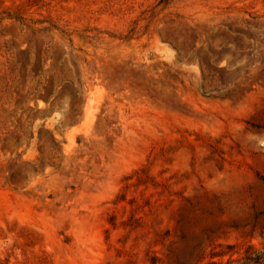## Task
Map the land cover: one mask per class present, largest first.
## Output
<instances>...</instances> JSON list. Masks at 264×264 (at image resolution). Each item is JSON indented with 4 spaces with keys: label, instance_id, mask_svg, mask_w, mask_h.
<instances>
[{
    "label": "rangeland",
    "instance_id": "rangeland-1",
    "mask_svg": "<svg viewBox=\"0 0 264 264\" xmlns=\"http://www.w3.org/2000/svg\"><path fill=\"white\" fill-rule=\"evenodd\" d=\"M255 254L264 0H0V264Z\"/></svg>",
    "mask_w": 264,
    "mask_h": 264
},
{
    "label": "trees",
    "instance_id": "trees-1",
    "mask_svg": "<svg viewBox=\"0 0 264 264\" xmlns=\"http://www.w3.org/2000/svg\"><path fill=\"white\" fill-rule=\"evenodd\" d=\"M264 258L263 254H255L253 257L248 256L246 259L250 262V264H259V262Z\"/></svg>",
    "mask_w": 264,
    "mask_h": 264
},
{
    "label": "bare ground",
    "instance_id": "bare-ground-1",
    "mask_svg": "<svg viewBox=\"0 0 264 264\" xmlns=\"http://www.w3.org/2000/svg\"><path fill=\"white\" fill-rule=\"evenodd\" d=\"M241 112V111H240Z\"/></svg>",
    "mask_w": 264,
    "mask_h": 264
}]
</instances>
